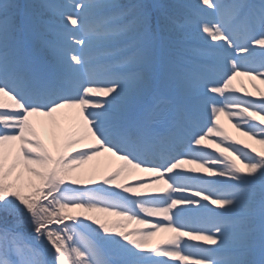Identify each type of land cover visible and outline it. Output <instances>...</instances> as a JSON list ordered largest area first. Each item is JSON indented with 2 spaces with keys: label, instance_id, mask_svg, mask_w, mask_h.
<instances>
[{
  "label": "snow or ice",
  "instance_id": "obj_1",
  "mask_svg": "<svg viewBox=\"0 0 264 264\" xmlns=\"http://www.w3.org/2000/svg\"><path fill=\"white\" fill-rule=\"evenodd\" d=\"M257 82L264 0H0V264H264Z\"/></svg>",
  "mask_w": 264,
  "mask_h": 264
},
{
  "label": "rangeland",
  "instance_id": "obj_2",
  "mask_svg": "<svg viewBox=\"0 0 264 264\" xmlns=\"http://www.w3.org/2000/svg\"><path fill=\"white\" fill-rule=\"evenodd\" d=\"M243 80L244 84L248 86L249 90H252L251 84L245 79V78H240ZM258 86L262 89H264V85H260L259 82H257ZM254 99L256 98L255 96L253 97ZM232 135L236 136L237 138L243 139V137L240 136L239 133L236 132L234 128H232ZM257 148H259V145H256Z\"/></svg>",
  "mask_w": 264,
  "mask_h": 264
},
{
  "label": "bare ground",
  "instance_id": "obj_3",
  "mask_svg": "<svg viewBox=\"0 0 264 264\" xmlns=\"http://www.w3.org/2000/svg\"><path fill=\"white\" fill-rule=\"evenodd\" d=\"M221 123L227 128V130L232 134V126L225 120L224 117H221ZM185 167H190L189 165H186ZM139 174V173H138ZM137 174V175H138ZM202 174V173H201ZM135 175V176H137Z\"/></svg>",
  "mask_w": 264,
  "mask_h": 264
}]
</instances>
